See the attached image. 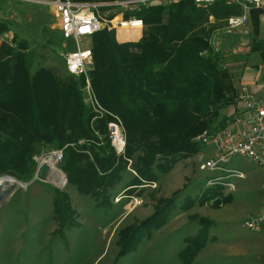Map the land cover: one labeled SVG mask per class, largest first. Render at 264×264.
I'll return each instance as SVG.
<instances>
[{"label": "trees", "instance_id": "trees-1", "mask_svg": "<svg viewBox=\"0 0 264 264\" xmlns=\"http://www.w3.org/2000/svg\"><path fill=\"white\" fill-rule=\"evenodd\" d=\"M227 2L217 0L207 9L197 7L193 0L143 8L135 13L147 27L138 42L121 44L115 31L107 30L93 37V89L103 109L122 121L124 157H118L110 140L100 136L106 133L107 121L92 124L94 113L82 92L84 78L67 73L60 77L50 68L32 72L27 47L4 43L0 50V177L11 175L22 180L32 176L37 146H54L63 154L62 170L69 184L101 205L121 181L127 160L135 161L138 173L130 185L132 190L156 182L155 169L169 173L179 161L201 152L202 146L194 138L214 129L221 110L236 97L223 57L210 47L208 38L213 29L205 27L210 16L220 21L242 13L239 5ZM262 15V11H252L253 49L260 53L264 65ZM8 31L6 25L0 26V34ZM59 36L57 43L61 45ZM223 189L209 188L201 197H188L179 206L175 199L160 201L151 217L121 232L118 257L129 255L151 239L176 209L187 212L208 203L219 209L231 203L233 197L223 196ZM55 194L56 234L65 239L67 230L80 225L69 196L59 189ZM200 222L203 230L179 255L183 264H191L209 240L212 222Z\"/></svg>", "mask_w": 264, "mask_h": 264}, {"label": "rangeland", "instance_id": "rangeland-1", "mask_svg": "<svg viewBox=\"0 0 264 264\" xmlns=\"http://www.w3.org/2000/svg\"><path fill=\"white\" fill-rule=\"evenodd\" d=\"M46 1L50 0H0V26L9 27V31L1 35L6 36L7 43L23 44L27 47L28 58L33 65L32 72L40 68H50L58 76L66 77L65 54L68 49L63 41L61 45L57 43L60 33L50 7L43 4ZM107 10L109 9L100 10L101 15L107 19H112L119 13V10H114L106 16ZM224 26L225 19L216 21L213 16L209 17L205 25L207 29H213L208 38L209 42L214 31L220 33L219 54L223 57L224 66L231 73L236 97L233 104L221 110L220 117L212 127H218L234 114L237 90L244 84H252L255 73L262 65L260 53L253 49V23L244 32L233 34L226 33ZM146 29L145 26L142 32L136 31L137 35L127 36L117 31L115 37L118 42L124 39H136L135 42H138ZM260 38H264V15L261 17ZM52 40L53 43L50 44ZM86 45V40L81 42L82 47ZM74 49L71 46L70 50ZM262 78L261 84L264 82V72ZM254 91L255 96L264 101V94L256 89ZM83 97L85 100L84 93ZM114 117L120 120L118 116ZM114 117L105 116L99 119L107 121L106 133L100 135L101 137L110 140L108 123ZM123 134L126 138L125 130ZM125 152L116 154L124 157ZM211 152V146L202 147L201 152L179 161L169 173L155 169L158 175L156 182L132 190L130 185L138 177V173L134 166L135 161L131 160L130 166L127 160V169L122 173L121 181L109 191V199L100 205V201L94 197L81 195L77 187L69 182L58 188L54 183L41 180L40 165L51 155H55L57 159V169L66 174L62 170V152L54 146L38 145L34 157L35 172L32 176L19 180L11 175H4L14 178L19 185L12 196L0 206V264H183L179 255L188 247L189 240L203 230L201 219L212 222L209 240L191 264H264V254L255 251L257 246H260V251H264V232L254 233L242 227L249 216L264 213V168L241 157H234L223 165L228 171L237 170L246 175L245 179L229 180L236 185L235 191L230 193L224 187L223 196H232L231 203L219 209L214 208L212 203L197 205L187 212L176 209L168 223L155 231L151 239L144 240L129 255L118 257L121 232L135 228L151 217L160 201L175 199L179 206L188 197L199 198L209 188L225 185V182L217 183L215 180L227 176L226 172L200 170L201 157L211 156ZM180 163L185 166L178 165ZM191 164L194 167L191 168ZM186 170L194 171L190 178L185 177ZM183 173L185 185L176 190L178 184L174 176ZM57 183L62 184L59 179ZM56 189L69 196L75 220L80 225L77 229L67 230L65 239L56 234Z\"/></svg>", "mask_w": 264, "mask_h": 264}, {"label": "built area", "instance_id": "built-area-1", "mask_svg": "<svg viewBox=\"0 0 264 264\" xmlns=\"http://www.w3.org/2000/svg\"><path fill=\"white\" fill-rule=\"evenodd\" d=\"M182 0H123L114 2H75L73 0H50L43 4L49 6L56 20L57 29L68 49L65 54L66 73L75 78H84L82 92L87 105L94 113L92 123L105 116H113L103 109L94 92L91 83V72L95 67L93 37L104 30L110 32L141 31L145 29L144 21L135 16L137 11L153 5H169ZM197 7H208L217 0H193ZM228 5L236 4L242 9L239 15L225 19L224 30L228 34L244 32L252 21V11L259 10L264 15V0H228ZM107 10L106 16L114 10H119L112 19H107L100 13ZM120 17L121 20L115 23ZM86 40V46L81 42ZM6 42V36L0 34V50ZM210 47L219 53L221 38L219 31H214L210 39ZM71 46L75 47L70 50ZM207 51L203 53L206 55ZM241 105V106H239ZM114 117V116H113ZM121 121L114 117L108 123L111 144L118 155L125 152L126 138L123 134ZM194 142L202 147L211 146V156H202L200 170L207 172H226L227 176L217 178L215 182H225L224 187L230 193L236 190V185L229 181L233 178L245 179L246 175L237 170L228 171L223 167L234 157H241L264 168V101L257 98L252 89L242 85L237 90V107L219 127L207 130L198 136ZM130 166L131 160H128ZM132 171V170H131ZM135 175L136 172L132 171ZM242 227L254 233L264 231V213L249 216Z\"/></svg>", "mask_w": 264, "mask_h": 264}, {"label": "crops", "instance_id": "crops-1", "mask_svg": "<svg viewBox=\"0 0 264 264\" xmlns=\"http://www.w3.org/2000/svg\"><path fill=\"white\" fill-rule=\"evenodd\" d=\"M263 16V15H262ZM261 16V17H262ZM251 23H252V21H251ZM120 33L121 34H123V35H125V36H127V35H137V33L136 32H125V31H120ZM142 36H143V33L140 35V37L142 38ZM140 39H138V41H139ZM136 41V39L135 40H128V39H124V40H121V41H119V43H128V42H135ZM263 72H264V65L262 64V65H260L259 66V69L257 70V72L255 73V75H254V82L252 83V84H244V85H247V86H249V88L250 89H252V91H253V93L254 94H256L255 93V89L257 90V92H258V90L259 91H261V94H264V82L261 84L260 82H261V80L263 79L262 78V74H263ZM262 78V79H261ZM259 85H261V87H259ZM187 162H189V161H187ZM187 162H184V163H187ZM183 163V162H182ZM182 163H180V164H178V165H183ZM183 166H185V165H183ZM192 167H194V165L193 164H191V168ZM173 172V171H172ZM185 173V177L186 178H190V176L194 173V171H190L189 172V170H186V172H184ZM184 173L183 174H181L180 176L179 175H175L174 176V180L176 179V184H178V185H176V186H178V188L176 189V190H180V189H182L183 187H184V185H185V181H184V178H182L183 177V175H184ZM192 173V174H191ZM185 178V179H186ZM175 190V191H176ZM264 232V231H263ZM255 251L257 252V253H259L260 252V254L262 255V254H264V251L262 250V251H260V246H257V247H255ZM238 255H241V253L240 254H238ZM242 255H244V254H242ZM264 259V258H263Z\"/></svg>", "mask_w": 264, "mask_h": 264}, {"label": "water", "instance_id": "water-1", "mask_svg": "<svg viewBox=\"0 0 264 264\" xmlns=\"http://www.w3.org/2000/svg\"><path fill=\"white\" fill-rule=\"evenodd\" d=\"M40 171H41V180L48 181L50 183H54L58 188L62 187V184L54 182L52 175L50 174L49 166L45 163H42L40 165ZM60 173H62L60 171ZM63 174V173H62ZM64 177V183L68 182L67 176L63 174ZM8 180L10 183H8L5 187H0V206H2L10 196L16 191L19 183L12 177L9 176H3L0 177V180Z\"/></svg>", "mask_w": 264, "mask_h": 264}, {"label": "bare ground", "instance_id": "bare-ground-1", "mask_svg": "<svg viewBox=\"0 0 264 264\" xmlns=\"http://www.w3.org/2000/svg\"><path fill=\"white\" fill-rule=\"evenodd\" d=\"M119 20H121L120 17H118L115 20V23ZM56 162H57V159L55 158V155H51L48 158L43 160V163H45L49 166L50 174L52 175L53 181L58 182V179H59V181L62 183V185L65 186L66 183H64L63 174L60 173L59 169H57ZM8 183H10L8 180L1 179L0 180V187L1 186L5 187Z\"/></svg>", "mask_w": 264, "mask_h": 264}]
</instances>
